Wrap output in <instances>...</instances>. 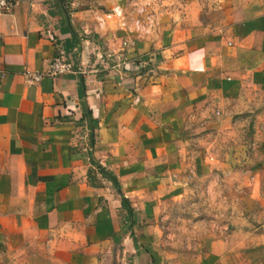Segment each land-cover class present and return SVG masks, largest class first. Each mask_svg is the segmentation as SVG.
<instances>
[{
    "label": "crops",
    "instance_id": "0c3cea01",
    "mask_svg": "<svg viewBox=\"0 0 264 264\" xmlns=\"http://www.w3.org/2000/svg\"><path fill=\"white\" fill-rule=\"evenodd\" d=\"M13 1L0 264H264V209L234 212L192 253L169 250L162 227L194 176L250 173L237 187L264 207V0ZM60 50L75 70L29 84Z\"/></svg>",
    "mask_w": 264,
    "mask_h": 264
},
{
    "label": "rangeland",
    "instance_id": "374dc122",
    "mask_svg": "<svg viewBox=\"0 0 264 264\" xmlns=\"http://www.w3.org/2000/svg\"><path fill=\"white\" fill-rule=\"evenodd\" d=\"M155 1L159 4L160 0ZM249 175L243 171L236 178L234 172L227 171L208 177L194 176L190 186L178 188V197L169 199L164 207L162 227L167 248L192 253L197 244L203 243L206 238H213H210V233L232 229L235 225L232 218L234 212L251 215L263 210L259 203L247 201L248 187H237ZM216 179L223 180V183L214 189L209 188V180Z\"/></svg>",
    "mask_w": 264,
    "mask_h": 264
},
{
    "label": "built area",
    "instance_id": "2783aa9c",
    "mask_svg": "<svg viewBox=\"0 0 264 264\" xmlns=\"http://www.w3.org/2000/svg\"><path fill=\"white\" fill-rule=\"evenodd\" d=\"M153 1L155 0L145 1L143 6L152 5ZM134 4L135 6H138L137 0ZM14 5L15 4L13 0H0V14L12 11ZM140 9H143V7H141ZM113 12L119 15L121 13L120 6H115ZM74 70V63L68 58L64 50H60V52L51 60L48 68L45 71L38 72L26 70L25 77L27 82L33 85L41 82L47 76L57 77L67 72H72Z\"/></svg>",
    "mask_w": 264,
    "mask_h": 264
},
{
    "label": "trees",
    "instance_id": "16d2710c",
    "mask_svg": "<svg viewBox=\"0 0 264 264\" xmlns=\"http://www.w3.org/2000/svg\"><path fill=\"white\" fill-rule=\"evenodd\" d=\"M92 163H93L94 165H96V166L99 168L100 172H101V170H102V166H101L100 164H98L94 159H92ZM110 178H111V179L116 183V185L119 187V184H118L117 178H116L114 175H110ZM119 190H120V189H119ZM122 203H123V206H124L125 208H127L128 212L131 214V213L133 212V208H132L130 205H128L129 201H128V199H127L124 195L122 196Z\"/></svg>",
    "mask_w": 264,
    "mask_h": 264
},
{
    "label": "water",
    "instance_id": "95a60500",
    "mask_svg": "<svg viewBox=\"0 0 264 264\" xmlns=\"http://www.w3.org/2000/svg\"><path fill=\"white\" fill-rule=\"evenodd\" d=\"M61 2L64 3L65 0H61ZM84 104H85V108L88 109L87 103L85 102ZM102 171H103L104 173H107V171H106L105 169H102Z\"/></svg>",
    "mask_w": 264,
    "mask_h": 264
}]
</instances>
